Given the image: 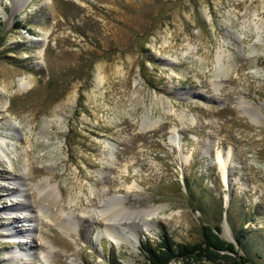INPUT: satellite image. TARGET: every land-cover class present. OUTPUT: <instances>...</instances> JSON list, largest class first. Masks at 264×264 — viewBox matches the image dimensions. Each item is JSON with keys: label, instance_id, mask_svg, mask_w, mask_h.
Returning a JSON list of instances; mask_svg holds the SVG:
<instances>
[{"label": "rangeland", "instance_id": "obj_1", "mask_svg": "<svg viewBox=\"0 0 264 264\" xmlns=\"http://www.w3.org/2000/svg\"><path fill=\"white\" fill-rule=\"evenodd\" d=\"M1 88L0 264H139L206 224L264 264V0H0Z\"/></svg>", "mask_w": 264, "mask_h": 264}, {"label": "trees", "instance_id": "obj_2", "mask_svg": "<svg viewBox=\"0 0 264 264\" xmlns=\"http://www.w3.org/2000/svg\"><path fill=\"white\" fill-rule=\"evenodd\" d=\"M242 232L240 230L235 235L236 244L220 236L221 227L218 224L203 225L201 240L195 243L175 242L170 236L162 234L159 241L141 245L143 260L139 264H168L171 260L178 259L209 261L214 264H255L250 256L239 253V249L243 247Z\"/></svg>", "mask_w": 264, "mask_h": 264}, {"label": "bare ground", "instance_id": "obj_3", "mask_svg": "<svg viewBox=\"0 0 264 264\" xmlns=\"http://www.w3.org/2000/svg\"><path fill=\"white\" fill-rule=\"evenodd\" d=\"M18 86H19V89L25 90V89L28 88L29 82L25 78L21 77V78L18 79ZM3 90H4L3 88L0 89L1 92ZM5 108H6L5 104H0V110H5ZM251 115H253L254 117L256 116L254 112ZM152 126H153V124H149V123H143L142 124V128H144V129L150 128ZM12 130L14 131L13 127H12L11 131ZM3 146H6V140H5V138L3 136H0V154L2 156H6L5 155L6 151L4 150ZM203 152L207 153V150L204 149ZM7 159L10 161L9 157H7ZM1 160L3 161L4 159L1 158ZM219 162H220V170L222 172L223 179L226 182V178L228 177V171H229V167H227L228 159L222 157V153L219 154ZM14 183H16V185L18 184L19 186H22V185L24 186V182L22 183L20 181H17V182H14ZM16 185H14L15 188H17ZM22 190L25 192L24 195H23L24 197H23L22 201L15 203L13 207L16 208V209H23V208L25 209V208H27V211H29V209L31 207V205L27 204V202H29V198H28L29 194L26 193V188H22ZM53 191H54L53 187H50V189L48 190V192H50V193L51 192L53 193ZM113 199H114L113 197L108 198V201L111 202V201H113ZM105 201H107V200H105ZM105 201L101 205L102 207L100 206V208L98 210L99 213H100L101 220L105 221L106 224H107L104 231L106 232V234L109 235L111 241L119 243L121 238L116 235V232L113 230V227L116 226V225L124 227V226H122L124 223H121V221H120L121 217L118 218V216L121 215V214H131L134 211L129 210L127 208L120 207L117 202H115V203L111 202L112 206H106ZM157 209L158 208L144 210V212L142 214H144L145 217L142 220L146 223V221H148L150 217H152V216H154L156 214V212H157L156 210ZM8 210H10V209L8 208ZM39 211L42 212V214H44V216H47L49 219H53L54 214L51 213L49 210L46 209L43 212L42 208H40ZM33 218H36L35 220H37L39 217H37L36 215H33ZM58 224L63 229L65 228V229L68 230L69 229L68 225L71 224V223H70L69 220H67V219H65L63 217V218H59V223ZM6 232H8L10 237H14L15 238V236H17L16 235L17 234L16 230L13 231L11 229H7ZM18 243L20 244V242H18ZM13 259H15V258H13ZM13 259H11V260L13 261Z\"/></svg>", "mask_w": 264, "mask_h": 264}]
</instances>
